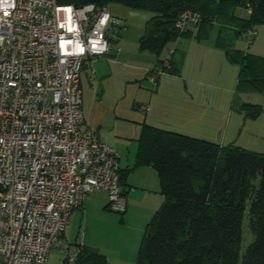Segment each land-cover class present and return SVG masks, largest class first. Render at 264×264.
I'll use <instances>...</instances> for the list:
<instances>
[{
  "label": "built area",
  "instance_id": "2783aa9c",
  "mask_svg": "<svg viewBox=\"0 0 264 264\" xmlns=\"http://www.w3.org/2000/svg\"><path fill=\"white\" fill-rule=\"evenodd\" d=\"M201 20L184 10L174 28ZM125 28L107 5L0 0V264H47L53 249L59 264H76L84 244L65 231L93 190L125 212L117 154L87 125L80 86L83 68L94 74V60H110L111 36ZM256 35L242 32L249 44ZM171 54L151 72L154 84Z\"/></svg>",
  "mask_w": 264,
  "mask_h": 264
},
{
  "label": "trees",
  "instance_id": "16d2710c",
  "mask_svg": "<svg viewBox=\"0 0 264 264\" xmlns=\"http://www.w3.org/2000/svg\"><path fill=\"white\" fill-rule=\"evenodd\" d=\"M76 7L87 3H120L150 14L139 49L158 60L170 41L189 36L174 23L184 10L201 14L197 40L207 39L210 25H219L216 46L230 63L239 66L238 89L264 91V57L242 52L223 36L238 37L264 22V0H68ZM251 9L249 19L234 13ZM161 29V30H160ZM255 29V28H254ZM164 72L179 73L184 53L179 51ZM153 71V70H152ZM246 117L259 108L244 104ZM137 165L156 170L163 203L147 223L135 264H238L242 221L246 211L254 241L241 264H264V154L234 144L220 145L181 133L143 125L138 139ZM120 182L124 178L120 172ZM248 206V207H247ZM76 264H112L103 254L83 246Z\"/></svg>",
  "mask_w": 264,
  "mask_h": 264
},
{
  "label": "rangeland",
  "instance_id": "374dc122",
  "mask_svg": "<svg viewBox=\"0 0 264 264\" xmlns=\"http://www.w3.org/2000/svg\"><path fill=\"white\" fill-rule=\"evenodd\" d=\"M107 7L112 15L119 16L125 20L126 28L122 29L118 35H112L110 39L111 48L115 45L121 51L118 53L112 50L111 53L115 57L113 60L109 57L110 60L108 61L110 62L103 61L105 59L102 58V61L100 60L93 64L96 71V77L93 80L86 78L85 73L81 74L83 101L89 96L91 97L92 94L93 96L101 94L102 90H105L106 105L118 104L117 107L121 111L119 115L124 117L137 115V118L142 119L145 113L140 111L139 106L150 102L155 86L150 81V70L157 61V57L154 54L139 49V39L144 34L145 25L150 18V14L141 10H133L120 3H110ZM234 13L241 19H249L251 9L240 6L235 8ZM210 26L207 39L197 40L199 29L192 27L189 29V36H180L176 40L168 42L162 50L158 60H166L169 52L177 49L174 59L178 56L179 51L182 50L186 53L187 59L185 60L187 61H185L184 68L181 71V77L168 76L166 81H164L165 83H163L158 97V105L173 104L177 83L183 86L186 82L189 87H193L194 81H198L196 76L200 67L206 68L212 74L207 82L210 85H216L217 88L206 87L205 92L219 93L221 92L220 87H226L229 82L233 84L234 88L232 92H229L228 97L233 117L238 116V112L241 111L244 104L254 105L259 108V114L256 118L246 117L245 113H243L244 120L240 126L241 136L239 143L247 150L264 154V91L236 89L237 64L228 61L232 64L230 65L225 62L227 58L224 51L215 46L220 26ZM254 28L257 31V35L251 44L242 35L234 36L232 31H225L223 36L235 49L264 57V22L256 24ZM217 54H219V57H216ZM200 59H204V61L201 63ZM218 60H222L224 63ZM164 74L167 73H161L160 77ZM127 123L133 127L135 126L132 122L127 121ZM130 143L134 142L130 141ZM144 189L149 193L147 197L142 199L144 203L142 205H145L146 201L147 205L157 207L160 202L157 176L150 179ZM133 210L137 211L139 209L133 206ZM123 216L109 208L105 209L102 207L93 211V218L108 236L123 235L127 231L130 222L122 223L120 218ZM78 226L79 222L75 221L67 228V240L71 243H74L78 236H80L83 243L87 229L84 225L81 228H78ZM141 235L143 234L138 235L136 239L138 240ZM253 241L254 235L250 231L249 216L248 211H246L242 221V242L238 264H241L243 255ZM61 257L62 253L57 249H53L50 252L47 264H59ZM1 262L2 258L0 257Z\"/></svg>",
  "mask_w": 264,
  "mask_h": 264
},
{
  "label": "crops",
  "instance_id": "0c3cea01",
  "mask_svg": "<svg viewBox=\"0 0 264 264\" xmlns=\"http://www.w3.org/2000/svg\"><path fill=\"white\" fill-rule=\"evenodd\" d=\"M117 48L119 47L114 45L110 50L108 57L112 60L115 55L111 51L118 53L121 51L120 48L119 50ZM216 48L218 47L216 46ZM173 51L176 52L177 49ZM180 51L184 53L180 72H166L167 74L162 77L158 76L150 102L139 106L140 111H142L141 106L149 105L147 112L142 111L145 113L142 119L137 118V115H134V117L119 115L121 111L117 107L118 104L106 105L105 90H102L101 94H95L94 96L92 94L91 97L89 96L83 101L82 75H80L82 109L86 123L97 133L100 141L114 148L118 157L121 176H123L125 182L121 188L126 199V210L120 213L122 216L125 215L120 219L124 224L129 221L130 226L123 235L108 236L106 232L104 233V230L100 228L95 218H93V211L102 207L105 209L109 208L108 194L102 190H93L85 196L82 205L74 209L67 228L75 221L79 222L78 228L84 225L87 229L83 240L84 246L103 254L112 264H135L143 235L139 236L138 240L136 237L144 234L147 223L163 203V195L161 194L160 181L156 170L151 165H137L138 139L143 125L205 139L220 145L234 144L242 147L239 140L241 136L240 126L244 120V114L240 111L238 116L233 117L230 102L228 101L229 92H232L234 86L229 82L226 87H220L221 92L219 93L205 92L206 87L217 88L216 85H210L207 82L212 75L208 69L200 67L196 76L198 81H194L193 87H189L186 82L183 86L177 83L173 104L158 105L161 87L167 77H181L180 74L184 68L185 61H187L185 60L187 56L184 51ZM217 56L219 57V54ZM100 60L102 61L103 59L98 58L93 61V64ZM103 61L110 62L108 60ZM203 61L204 59H200L201 63ZM218 61L224 63L222 60ZM225 62L229 63L228 60H225ZM161 64L162 62L156 61L150 70V74L152 70ZM236 67V89H238L239 66L237 65ZM230 70L232 71L231 68ZM82 73H85L86 78L89 80H93L96 77V71L92 74L86 66L83 68ZM127 121L132 122L135 126L128 124ZM130 141L134 143H130ZM156 176L159 185V205L157 207L149 206L146 201L145 205H142L144 204L142 199L147 197L149 193L144 189V186ZM133 206L138 207L139 210H133ZM66 231L65 237L67 238ZM90 232H92L91 235Z\"/></svg>",
  "mask_w": 264,
  "mask_h": 264
}]
</instances>
